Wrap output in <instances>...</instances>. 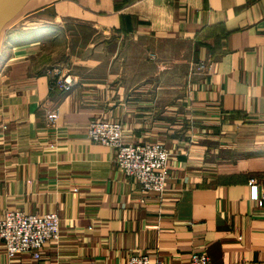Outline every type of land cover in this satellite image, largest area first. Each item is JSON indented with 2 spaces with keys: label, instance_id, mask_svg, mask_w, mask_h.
<instances>
[{
  "label": "crops",
  "instance_id": "crops-1",
  "mask_svg": "<svg viewBox=\"0 0 264 264\" xmlns=\"http://www.w3.org/2000/svg\"><path fill=\"white\" fill-rule=\"evenodd\" d=\"M144 37L183 43L196 71L181 93L158 69L112 64ZM56 65L71 92L51 88ZM97 118L175 153L163 195L89 138ZM13 209L56 212L61 234L38 259L11 260L0 242V264H191L195 250L264 264V0H29L0 35V218Z\"/></svg>",
  "mask_w": 264,
  "mask_h": 264
},
{
  "label": "built area",
  "instance_id": "built-area-1",
  "mask_svg": "<svg viewBox=\"0 0 264 264\" xmlns=\"http://www.w3.org/2000/svg\"><path fill=\"white\" fill-rule=\"evenodd\" d=\"M199 70L207 69L202 61ZM73 80L68 75H59L51 88L62 93H69ZM59 118V111L48 113L50 124ZM124 126L120 121L97 118L91 120L88 136L94 141L113 148L118 167L128 177L138 180L143 190L155 191L163 195L170 176V160L175 153L162 142L126 143ZM252 198L259 199L260 194L255 179L250 180ZM61 234V218L56 212L29 214L20 209L7 211L0 218V242L4 243L7 256L14 260L20 253H30L40 258L45 244L57 240ZM128 264H164L163 260L152 261L148 254L135 253L128 259ZM191 264H213L209 254L204 250L191 253Z\"/></svg>",
  "mask_w": 264,
  "mask_h": 264
},
{
  "label": "rangeland",
  "instance_id": "rangeland-1",
  "mask_svg": "<svg viewBox=\"0 0 264 264\" xmlns=\"http://www.w3.org/2000/svg\"><path fill=\"white\" fill-rule=\"evenodd\" d=\"M183 43H173L171 40H153V38L144 37L142 40L135 42L130 41V45L126 47V53L128 56L124 55V49L122 48V56L114 59L113 65H138L141 67H153L158 69L160 82L175 83L177 86V94L183 91L182 86L187 84L189 79L194 75L196 71V66L191 65V69L188 63L184 62L183 57ZM51 51H47V58L49 57V64H55L58 59L63 58L64 53V42L57 41V43L52 44L50 47ZM53 55V56H52ZM45 58V60H47ZM92 64L96 66L106 65L107 61H104L102 57L92 58ZM184 66L186 67L184 69ZM48 67V66H47ZM52 68L57 69V74H62L64 66H52ZM66 69V68H65ZM156 75H144L145 81H151V77ZM155 80V79H154ZM74 83V81H73ZM181 86V90L180 87Z\"/></svg>",
  "mask_w": 264,
  "mask_h": 264
},
{
  "label": "water",
  "instance_id": "water-1",
  "mask_svg": "<svg viewBox=\"0 0 264 264\" xmlns=\"http://www.w3.org/2000/svg\"><path fill=\"white\" fill-rule=\"evenodd\" d=\"M28 1L29 0H0V35L4 27L23 10Z\"/></svg>",
  "mask_w": 264,
  "mask_h": 264
},
{
  "label": "trees",
  "instance_id": "trees-1",
  "mask_svg": "<svg viewBox=\"0 0 264 264\" xmlns=\"http://www.w3.org/2000/svg\"><path fill=\"white\" fill-rule=\"evenodd\" d=\"M127 1H128V0H127ZM5 27H6V26H5ZM5 27H4V28H5Z\"/></svg>",
  "mask_w": 264,
  "mask_h": 264
}]
</instances>
